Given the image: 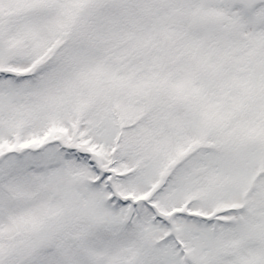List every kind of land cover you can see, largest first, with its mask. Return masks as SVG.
I'll return each instance as SVG.
<instances>
[{"label": "snow or ice", "instance_id": "obj_1", "mask_svg": "<svg viewBox=\"0 0 264 264\" xmlns=\"http://www.w3.org/2000/svg\"><path fill=\"white\" fill-rule=\"evenodd\" d=\"M0 264H264V0H0Z\"/></svg>", "mask_w": 264, "mask_h": 264}]
</instances>
